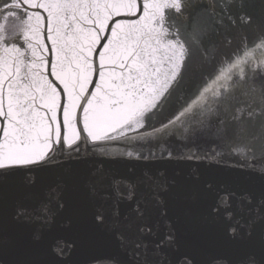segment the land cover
I'll return each instance as SVG.
<instances>
[{
  "label": "snow or ice",
  "instance_id": "obj_1",
  "mask_svg": "<svg viewBox=\"0 0 264 264\" xmlns=\"http://www.w3.org/2000/svg\"><path fill=\"white\" fill-rule=\"evenodd\" d=\"M217 2L224 4L221 14L226 15L232 0ZM181 8V0H5L0 6V189L20 169L53 159L64 145L78 151L77 142L84 139L81 132L96 142L112 139V132L123 134L124 129L145 127L153 110L183 79L191 56L189 41L180 36L179 30L171 31L168 10L180 13ZM29 9L42 10L46 15ZM229 20L235 23L231 16ZM252 20L249 15L244 22ZM45 33L50 49L44 42ZM193 42L202 44L203 38L193 37ZM253 45L264 49V37ZM49 51L54 54L51 61L46 55ZM241 51L244 55L237 53V59L227 68L219 67L212 85L204 87L192 105L169 123L182 124L192 106L207 105V112L216 120L199 119V130L193 134L210 133L232 153L254 157L256 153L264 155V73L253 69L249 76L244 65L250 62L252 46L245 45ZM49 65L67 103H61V93L46 74ZM233 71L238 82H232ZM94 74L99 77L95 83ZM93 84L95 91L86 96ZM205 93H211V99ZM81 107L83 115L78 118ZM61 110L62 121L58 115ZM79 122L82 129L77 126ZM184 131L189 129L185 127ZM168 156L171 158V151ZM143 181L153 186L156 197L175 184L164 173L155 178L145 173ZM113 188L121 198H133L134 184L114 182ZM58 207L64 204L58 201ZM50 211L45 204L31 211L18 207L9 215L0 198V255L15 253L18 258L12 264H40L30 257V251L42 236L26 238L19 228L33 219L48 223ZM146 211L137 205L132 216L122 219L118 207L110 215L98 209L92 215V224L105 228L119 242L127 255L122 264H194L187 253L176 252L173 234L165 237L171 254L160 256L164 241L156 249H149L143 237L151 233V228L140 222ZM213 211L233 216L227 203ZM246 235L251 238L253 233ZM244 238L236 227L230 228L233 242ZM64 243L61 247L56 238L50 250L63 256L68 250V242ZM208 264H264V216L258 253L245 252L235 260L215 256Z\"/></svg>",
  "mask_w": 264,
  "mask_h": 264
},
{
  "label": "water",
  "instance_id": "obj_2",
  "mask_svg": "<svg viewBox=\"0 0 264 264\" xmlns=\"http://www.w3.org/2000/svg\"><path fill=\"white\" fill-rule=\"evenodd\" d=\"M181 3V12L173 14H177V23L173 22L172 28L173 32L178 28L180 36L189 41L191 56L183 79L153 110L145 127L97 143L81 132L84 139L77 142L78 151L64 145L53 159L20 169L0 189L3 209L9 215L18 207L31 211L47 204L51 209L48 223L33 219L19 228L26 238L32 234L42 236L30 251V257L40 264H122L127 260L125 251L105 228L92 224V215L98 209L110 215L118 207L124 219L133 215L137 205L147 209L140 222L151 228V233L143 237L149 249H156L164 241L161 257L171 254L165 240L169 234L175 236L176 252L187 253L194 264H208L215 256L235 260L245 252H259L264 216V155L242 156L232 153L210 133L194 135V130H199V119L216 120L207 112V105L192 106L182 124L172 125L169 121L191 106L204 87L212 85L219 67L227 68L237 59V53L243 56L241 49L245 45L252 46L245 71L249 76L253 69L264 73V49L253 45L264 37V0H232L226 15L221 14L224 4L217 0ZM249 15L252 23H245ZM229 16L235 23L230 22ZM193 37H202V44L193 42ZM232 76L233 83L239 81L236 71ZM256 81L258 88L259 76ZM205 95L211 99V93ZM61 103H66L65 97ZM145 173L154 178L164 173L175 184L156 197L153 186L143 181ZM114 182L134 184L133 198L118 196ZM58 201L64 204L63 208L58 207ZM224 203L231 205L232 218L213 211ZM232 227L245 238L233 242ZM249 231L253 233L251 238L246 235ZM56 238L61 247L68 242L63 256L50 250ZM17 258L13 252L0 255V264H12Z\"/></svg>",
  "mask_w": 264,
  "mask_h": 264
},
{
  "label": "flooded vegetation",
  "instance_id": "obj_3",
  "mask_svg": "<svg viewBox=\"0 0 264 264\" xmlns=\"http://www.w3.org/2000/svg\"><path fill=\"white\" fill-rule=\"evenodd\" d=\"M4 2H5V0H0V6H2ZM29 11H41V14H42V15H46V14L43 13L42 10H39V9H29ZM175 13H176V12H174V11H168V16H169L170 18H175V20H176V18H177V17H176L177 14H176L175 17H173V14H175ZM43 38H44L45 45L50 49V48H51V42L48 41V40L46 39V33L44 34ZM46 55H47V58L49 59V61H51L52 59H54V54L51 53V51H49ZM46 74L48 75V78H49V79H50V80H51V81L57 86L58 91L61 93V101H62V98L65 97V98H66V103H67V96H66V94L63 93V88H62V86L59 85V82L55 79V77L51 76V74H50V65H49V70H48V72H47ZM92 92H93V91H92ZM58 115H59L60 120L62 121V111H60V112L58 113ZM134 130H135V131H136V130L139 131V130H141V128H136V127H134V128H132V129H124V130H123V134L131 133V132H133ZM117 133H118V134H121L120 131H117ZM111 134H116V132H112Z\"/></svg>",
  "mask_w": 264,
  "mask_h": 264
}]
</instances>
